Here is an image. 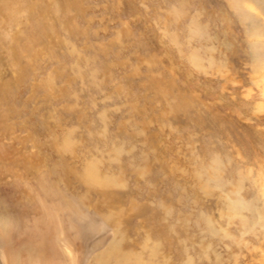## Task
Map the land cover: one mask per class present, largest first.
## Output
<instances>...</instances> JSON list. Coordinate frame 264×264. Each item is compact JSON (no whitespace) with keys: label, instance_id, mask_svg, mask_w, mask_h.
Here are the masks:
<instances>
[{"label":"rangeland","instance_id":"1","mask_svg":"<svg viewBox=\"0 0 264 264\" xmlns=\"http://www.w3.org/2000/svg\"><path fill=\"white\" fill-rule=\"evenodd\" d=\"M0 264H264V0H0Z\"/></svg>","mask_w":264,"mask_h":264},{"label":"bare ground","instance_id":"2","mask_svg":"<svg viewBox=\"0 0 264 264\" xmlns=\"http://www.w3.org/2000/svg\"><path fill=\"white\" fill-rule=\"evenodd\" d=\"M88 177H89V176L85 177L84 179H86V180H88V181H90V182L93 181V180H92V177H89V178H88ZM90 178H91V179H90ZM43 222H44V221H43ZM48 222H49V221H48ZM48 222H47V224H48ZM27 225H28V224H27ZM33 225H34V224H33ZM37 225L41 226L40 224H37ZM53 225H54V224H53ZM54 226H55V225H54ZM31 227H32V226H31ZM24 228H25V227H24ZM31 229H33V228H30V230H31ZM34 229H35V228H34ZM34 229H33V230H34ZM49 229H50V228H49ZM53 229H54V228H52V230H53ZM52 230H51V231H52ZM35 232H36V231H35ZM42 232H43V231H42ZM44 232H45V231H44ZM44 232H43V233H44ZM28 233H29V232H28ZM54 233H55V232H54ZM54 233H53V234H54ZM36 234H37V233H36ZM33 235H34V234H33ZM49 236H50V235H49ZM51 236H52V235H51ZM28 237H30V236H28ZM34 238H35V237H34ZM53 238H54V237H53ZM35 239H36V238H35ZM35 239H34V240H35ZM50 239H51V237H50ZM26 240H30V238H29V239H26ZM26 240H25V241H26ZM40 240H41V239H40ZM54 240H55V239H54ZM42 241H43V240H42ZM34 242H36V241H34ZM12 243H13V242H12ZM37 243H38V242H37ZM46 243H47V242L44 243V241H43L42 244H41V246L38 248V250H40V251L44 250L43 252L47 251L48 246L50 247L51 244H50V242H49V243H48V246H47ZM49 244H50V245H49ZM52 244H54V243H52ZM39 245H40V244H39ZM22 248H23V247H22ZM52 248H55V247L52 246ZM56 248H57V247H56ZM28 249H29V248H28ZM34 250H35V249H34ZM36 250H37V249H36ZM53 250H54V249H53ZM17 251H18V250H17ZM18 252H19V251H18ZM43 252H42V255H43ZM47 252H48V251H47ZM111 252H112V251H111ZM26 253H27V252H26ZM50 253H51V252H50ZM23 254H24V253H23ZM47 254H48V253H46V255H47ZM47 257H48V256H47ZM15 258H16V257H15Z\"/></svg>","mask_w":264,"mask_h":264}]
</instances>
